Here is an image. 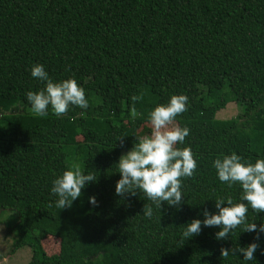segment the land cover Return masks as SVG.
<instances>
[{
	"label": "trees",
	"instance_id": "trees-1",
	"mask_svg": "<svg viewBox=\"0 0 264 264\" xmlns=\"http://www.w3.org/2000/svg\"><path fill=\"white\" fill-rule=\"evenodd\" d=\"M36 64L55 82L75 79L88 107L35 115L26 93L45 86L31 75ZM181 94L187 111L176 122L190 133L177 147L197 161L181 205L158 209L140 190L117 196L121 151L150 135L158 104ZM228 103L238 114L218 119ZM74 152L73 164L97 180L60 209L51 188ZM232 153L264 159V0H0V211L17 213L12 252L28 247V264H264V233L255 260L220 257L221 247L253 242L243 225L227 240L215 239L218 227L182 237L205 208L217 212L216 199L240 202V185L229 188L213 167ZM247 221L264 224V212L249 209Z\"/></svg>",
	"mask_w": 264,
	"mask_h": 264
},
{
	"label": "clouds",
	"instance_id": "clouds-1",
	"mask_svg": "<svg viewBox=\"0 0 264 264\" xmlns=\"http://www.w3.org/2000/svg\"><path fill=\"white\" fill-rule=\"evenodd\" d=\"M31 75L45 82L39 91H28L27 101L31 110L37 116L48 114L49 107L56 116L66 115L70 106L81 109L88 107L85 89L73 78L60 82L53 81L44 66L36 64L31 68ZM142 99L141 96L131 97L133 107L130 109L133 118L140 115L134 104ZM188 97L186 95H172L169 102L158 104L149 113L151 124L150 135H144L131 150L122 154L117 162L120 179L115 184V194L124 197L135 196L137 190L142 191L158 209L162 203L179 207L184 200L182 193V178H191L197 168L190 147L183 145L190 129L181 127L176 122L177 116L187 111ZM123 143L122 137L120 138ZM218 179L227 184H239L242 189L240 202L233 203L231 196L215 200L217 212L210 213L203 210V220L193 219L185 225L182 237L184 240L198 236L202 227H218L216 240H227L229 235L243 225L242 232L256 233L252 243L245 247L220 248V257L227 259L230 255L242 254L243 260H255V253L259 248L260 234L264 233V224L247 221L249 209L253 212H264V159H257L255 163L242 160L236 153L223 155L213 161ZM97 176L93 173L84 174L78 166L63 172L62 176L53 181L51 192L58 196L57 206L60 209L70 208L72 202L81 197L82 189L90 182H95ZM89 203L97 206L94 196L89 197ZM143 214L151 218L153 208L144 205Z\"/></svg>",
	"mask_w": 264,
	"mask_h": 264
},
{
	"label": "rangeland",
	"instance_id": "rangeland-1",
	"mask_svg": "<svg viewBox=\"0 0 264 264\" xmlns=\"http://www.w3.org/2000/svg\"><path fill=\"white\" fill-rule=\"evenodd\" d=\"M239 112L235 103H228L225 108L217 112L218 119H230L235 117ZM151 129V124L148 126ZM152 130V129H151ZM131 149H123L121 155ZM120 155V156H121ZM78 158L81 155L74 152L68 158L69 169L78 166L81 169V163L73 164V161L79 162ZM18 220V215L14 211L1 210L0 211V264H28L31 258V250L28 247L13 250V244L16 240V233L12 230ZM43 245L48 254H56L58 252V240L48 237L43 240Z\"/></svg>",
	"mask_w": 264,
	"mask_h": 264
}]
</instances>
